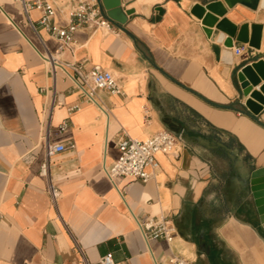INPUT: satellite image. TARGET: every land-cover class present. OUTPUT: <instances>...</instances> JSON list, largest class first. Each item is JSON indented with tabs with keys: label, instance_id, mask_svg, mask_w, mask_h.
<instances>
[{
	"label": "crops",
	"instance_id": "obj_1",
	"mask_svg": "<svg viewBox=\"0 0 264 264\" xmlns=\"http://www.w3.org/2000/svg\"><path fill=\"white\" fill-rule=\"evenodd\" d=\"M46 1L50 23L65 26L72 0ZM208 1L120 0L131 10L125 26L136 42L115 26L84 25L65 50L32 9L58 62L99 64L115 75L118 93L95 88L87 100L38 56L39 39L18 3L0 0V264H84L75 243L94 264L106 253L113 264H171L172 255L196 264H264V230L248 183L249 172L264 166V127L234 104L237 71L264 59V5L221 0L219 19L261 24L258 48L234 39L228 47L190 12ZM234 46L243 49L237 54ZM261 85L262 77L252 89ZM159 129L181 137L177 159L157 153L159 166L146 181L106 177L102 167L118 156L120 137L144 139ZM69 140L72 148L45 155V141ZM49 179L60 189L55 204ZM161 216L174 224V237L146 241L138 222Z\"/></svg>",
	"mask_w": 264,
	"mask_h": 264
},
{
	"label": "built area",
	"instance_id": "obj_2",
	"mask_svg": "<svg viewBox=\"0 0 264 264\" xmlns=\"http://www.w3.org/2000/svg\"><path fill=\"white\" fill-rule=\"evenodd\" d=\"M18 3L25 21L31 26L37 35L41 48L36 49L38 56L50 64V72L53 74L57 69H61L63 73L72 81L75 87L80 91L81 95L87 100L93 99L95 88L105 89L110 93H118L120 87L117 79L112 71L101 67L99 64L90 67H84L80 64L63 65L56 59L55 55L49 51L44 41L38 33L37 24L30 18L32 9L41 10L38 19V25L45 28L51 36L59 41V50L71 49L70 44L73 41V33L80 26L91 25L95 29L109 30L114 27L108 18L100 11L96 0H72V5L68 11L70 21L65 26H57L50 23V17L54 13L51 4L46 0H13ZM243 46H234V52L240 53ZM54 96V94H53ZM56 103H61L56 98ZM67 123L64 120L58 126V131H62ZM73 141L66 143H51L45 141V155L49 156L55 152L62 151L66 148H72ZM118 156L109 165H103L102 171L106 177L114 181L115 178L121 176L138 177L143 181L153 177L149 169H155L159 166L156 154L163 153L173 159H177L182 150L181 137L167 129H159L144 139L137 137L123 136L117 140ZM48 162L45 160L41 163L39 173L47 174ZM50 200L53 204L60 194L59 187L49 179L46 187ZM138 228L144 239L150 238L163 239L170 241L174 237L175 227L172 221L167 217H148L138 222ZM77 250L81 254V260L84 264H94L89 262L78 243H75ZM171 264H196L195 260L186 258L181 255H172L169 258ZM96 264H113L111 253L101 256Z\"/></svg>",
	"mask_w": 264,
	"mask_h": 264
},
{
	"label": "water",
	"instance_id": "obj_3",
	"mask_svg": "<svg viewBox=\"0 0 264 264\" xmlns=\"http://www.w3.org/2000/svg\"><path fill=\"white\" fill-rule=\"evenodd\" d=\"M100 11L104 14L110 22L134 42L137 37L129 29L126 28L125 23L131 10H123L120 0H96ZM227 6H232L237 2L249 3L252 0H223ZM221 0H210L204 3H195L190 12L196 16L203 25L205 33L210 36L215 31V39L217 42H223L225 46H232L233 39L237 42L248 43L250 47H259V37L261 32V24L251 23L250 28L248 23H242L239 26L232 25L226 19H219L223 16L226 8ZM224 23L228 28L224 27ZM151 64L158 68L165 76L175 81L165 71L160 69L154 61L150 59ZM264 78V59L252 61L249 64L243 65L236 73V81L239 88V97L234 101L242 112L248 117L259 123L264 127V85L259 87V90H253V86L259 84L260 78ZM180 84L179 82L175 81ZM181 85V84H180ZM207 102L218 107H232L233 104H220L209 101L205 97L199 95ZM246 99L243 100V98ZM249 189L251 191L258 221L261 228L264 230V166L253 168L248 175Z\"/></svg>",
	"mask_w": 264,
	"mask_h": 264
},
{
	"label": "bare ground",
	"instance_id": "obj_4",
	"mask_svg": "<svg viewBox=\"0 0 264 264\" xmlns=\"http://www.w3.org/2000/svg\"><path fill=\"white\" fill-rule=\"evenodd\" d=\"M261 4L264 5V0H261ZM224 27L228 28V26L226 25V23H224Z\"/></svg>",
	"mask_w": 264,
	"mask_h": 264
}]
</instances>
